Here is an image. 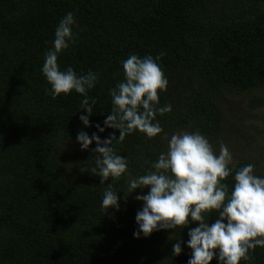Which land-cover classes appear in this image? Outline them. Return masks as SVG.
I'll list each match as a JSON object with an SVG mask.
<instances>
[{
  "label": "trees",
  "instance_id": "1",
  "mask_svg": "<svg viewBox=\"0 0 264 264\" xmlns=\"http://www.w3.org/2000/svg\"><path fill=\"white\" fill-rule=\"evenodd\" d=\"M73 12L75 43L58 55L61 70L98 73L88 92L95 99L90 127L79 117L83 97L74 91L53 99L41 72L60 19ZM168 79L158 90L163 132L152 139L134 131L113 141L127 158L126 173L112 183L119 209L102 210V185L92 174L95 141L73 170L65 152L76 137L97 132L111 111L109 89L123 79L130 54L154 58ZM248 93L264 106V0H0V264H187L188 231H154L134 238L142 207L128 180L145 174L166 151L172 131H199L213 142L224 135V102ZM103 140L119 130L97 132ZM243 156L235 170L252 163L261 175L264 152ZM231 190V175L224 181ZM147 193V192H146ZM217 213L209 219L214 223ZM183 241L179 256L172 246ZM210 264H218L214 258ZM239 264H264V247L250 249Z\"/></svg>",
  "mask_w": 264,
  "mask_h": 264
},
{
  "label": "clouds",
  "instance_id": "2",
  "mask_svg": "<svg viewBox=\"0 0 264 264\" xmlns=\"http://www.w3.org/2000/svg\"><path fill=\"white\" fill-rule=\"evenodd\" d=\"M73 12H67L55 28L53 47L44 57L41 72L50 85L46 94L53 99L71 92L80 94V108L86 114L79 119L90 127V116L95 99L88 96L98 81V73L89 70L78 75L71 67L61 70L58 55L75 43L73 28L77 27ZM163 52L155 58L151 55L139 57L130 54L121 61L123 79L109 89L111 111L97 132L106 129L119 130L101 139L97 132L91 136L85 131L77 134L81 150H87L95 141L93 149L94 166L92 174L100 177L103 185L111 178L103 193L102 210L119 209V195L112 183L126 173L127 158L117 154L113 141H124L126 135L139 131L145 138L152 139L163 132L156 115L172 111V105H159L158 90L166 91L168 79L158 61ZM233 156L228 146L219 141V151L213 149L208 138L198 130L173 133L167 142V150L161 151L151 168L143 175L128 180V191L148 188L147 194L136 195L142 201L135 222L134 238H147L154 231L187 227L193 222L198 226L188 231L187 247L191 256L187 264H210L214 258L218 264H239L248 259L250 249L264 247V175H257L255 165L246 164L234 171ZM231 175L232 187L225 183ZM217 213L214 223L209 219ZM183 241L172 246V254L179 256Z\"/></svg>",
  "mask_w": 264,
  "mask_h": 264
},
{
  "label": "rangeland",
  "instance_id": "3",
  "mask_svg": "<svg viewBox=\"0 0 264 264\" xmlns=\"http://www.w3.org/2000/svg\"><path fill=\"white\" fill-rule=\"evenodd\" d=\"M252 98L248 93L229 95L224 102V135L232 156V163L238 161L243 156L255 158V151L264 152V106H255L251 103ZM189 132L185 129H176L173 133ZM206 137V136H205ZM213 149L219 151V142H213ZM167 149V148H166ZM88 150H81L80 146L70 144L65 147V152L70 160L73 170L78 167L83 168L80 155ZM264 175V167L260 169ZM141 191L136 189L135 192ZM147 194L148 188L143 189Z\"/></svg>",
  "mask_w": 264,
  "mask_h": 264
}]
</instances>
